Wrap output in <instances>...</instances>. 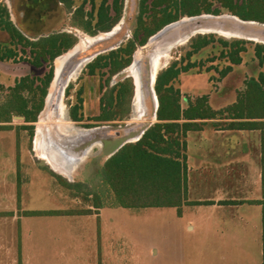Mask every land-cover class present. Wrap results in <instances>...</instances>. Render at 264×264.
<instances>
[{
  "label": "rangeland",
  "instance_id": "rangeland-1",
  "mask_svg": "<svg viewBox=\"0 0 264 264\" xmlns=\"http://www.w3.org/2000/svg\"><path fill=\"white\" fill-rule=\"evenodd\" d=\"M243 1L185 0L181 9H168L171 14H178L175 22L190 18L183 11L193 7L201 10L198 15H213L214 17L201 19L204 26L202 33L212 34L213 38L200 49L192 48L190 42V38L197 34L174 45L160 43L162 36L150 45L147 41L144 45L136 47L133 52L134 61L132 55L130 65L109 78V86L132 75L134 69H137L142 99L140 116L134 115L130 104V113L125 120H93L99 114L100 82L106 79L105 72L96 71L94 75H90L83 71L82 67L78 75L70 79L71 86L67 93L68 86L62 92L64 85L56 87L52 102L56 104L59 101L60 91L64 115L60 118L59 111L55 108L50 120H44V126L51 132L52 141L62 151L67 150L72 156H83L74 164L69 177L52 171L44 160L36 156L34 139L42 113L37 115L35 122L30 123L25 122L19 115L11 116L8 123L9 219L7 226L3 221L5 231H0V264H262L264 233L261 240L257 231L264 203L243 204L234 209L248 217L247 228V221L244 218L242 220L240 215L218 216V213L222 212L230 214L231 209L219 211L224 206H216L219 209L216 212L211 209L190 211L188 209L195 207L189 205L183 207V210L188 211L183 217H179L171 207L137 209L103 205L97 211L103 210L112 215L113 225L120 232L117 233L111 225V217L106 221L104 218L103 233L96 244L95 239L90 243L87 222L81 219L80 214H71L90 207L96 196L101 203L108 200L110 192L107 185L101 181L99 170L108 154L118 144L135 141L145 127L155 122L157 99L156 94L152 92V85L155 75L161 69L172 62L177 64L179 75L173 81V86L180 91L182 107L187 105L188 98L195 99L197 96L207 95L209 105L218 111L235 101L247 79H258L260 74L264 78V51L261 52L262 62L255 56L256 45L264 43L258 39L230 35L234 32L223 30L233 27L240 33L236 25H244L233 18L230 7L238 10L243 8L246 13L259 12L264 15V2L263 5L251 6L243 4ZM112 2L113 0H106L109 5H112ZM122 2L121 18L108 33L97 31L95 35H90L74 26L71 12L66 9L64 2L59 0H0V22L5 19L2 9L6 8L13 25L32 40L50 33L65 32L76 37V46L80 40L87 39V36L99 37L98 41L86 45L76 57L69 60L66 65L69 72L74 61L80 60L83 52L105 53L124 44L132 36L139 12V0ZM101 3L102 0H72V10L81 4L84 5L83 21H88L89 14L92 13L88 27L93 30L96 27V11ZM207 7L211 12H205ZM252 21L256 24L244 25L242 31L254 30L257 33L256 38L264 39V23ZM194 29L195 20H186L177 31L170 34L174 36L178 33L186 37L190 36ZM242 33L246 32L240 34ZM180 39L182 38L178 40ZM224 41H227V44H224ZM234 41L237 42L233 44ZM241 47L243 50L237 51ZM9 48L15 49L17 56L14 59H0V81L4 85L14 84V80L23 74L35 78V85H38L51 66L53 73L55 59L49 61L48 57L40 58L39 66L32 65L30 60L33 56L28 50L22 53L20 46H12L9 34L0 24V53H6ZM70 49L72 50V47L68 50ZM154 50L160 51L162 60L152 76L150 57ZM228 66L230 70L221 76L220 72ZM133 78L130 77L134 88ZM61 79H64L63 76H60ZM5 93L0 90V105H5ZM79 96L83 100L84 117L81 121H73L68 111L70 106L77 103ZM44 108L45 105L42 110ZM4 116L0 108V117ZM60 121L67 123V135L55 130V125H59L57 123ZM225 123L218 122L217 125L224 127ZM24 125H33L32 135L30 129L22 127ZM89 125L94 126L86 127ZM48 138L51 140L50 136ZM90 148L89 153L84 155ZM67 183L74 186L71 187ZM88 192L91 193L90 196H86ZM203 194L200 192L197 195ZM106 208L110 210L106 211ZM27 211H60L66 214L29 215ZM211 213L214 215H210Z\"/></svg>",
  "mask_w": 264,
  "mask_h": 264
},
{
  "label": "trees",
  "instance_id": "trees-1",
  "mask_svg": "<svg viewBox=\"0 0 264 264\" xmlns=\"http://www.w3.org/2000/svg\"><path fill=\"white\" fill-rule=\"evenodd\" d=\"M59 1L64 2L66 9L71 12L72 24L90 35H95L97 31L107 32L111 30L122 14V0H113L112 5L107 4L106 0H102L96 11V27L92 30L88 27L92 13L89 14L88 21H83L85 18L84 5L81 4L72 10V0ZM184 1L139 0V12L136 16V27L132 31V36L117 48L96 55L85 65L83 71L90 75H94L96 71L107 74L106 79L100 82L99 114L93 120L108 122L127 119L134 89L131 79L126 77L109 86V78L130 65L133 52L138 45H144L156 31L178 19V14L173 15L168 9L170 7H174L176 10L181 9ZM263 2L264 0H244L243 4L256 6ZM229 10L243 20H257L264 23V15L259 12L255 14L246 13L243 8L238 10L235 7H230ZM2 11L5 19L4 21L1 20L0 24L9 34L11 45L20 46L22 53L28 50L33 56L30 63L34 66L40 65V58L48 57L49 61H53L76 42L75 36L65 32L50 33L32 40L13 25L9 20L6 8ZM200 11L199 8L193 7L188 8L183 13L194 16L198 15ZM205 12H211L209 7L205 9ZM148 18L150 19L147 21ZM212 38V34H197L190 38L191 46L194 49H200L206 46ZM236 42L234 41L233 44ZM223 43L227 44V41ZM238 50H243V47ZM263 51L264 45H256L255 56L259 62L263 61L261 55ZM16 56L17 53L13 48L7 49L4 54L0 53V59H14ZM229 70L230 67H226L220 72L221 76H224ZM178 75L179 68L175 62L157 72L154 82L158 101L155 112L156 121L145 127L137 140L125 142L105 160L98 174L110 192L107 197L108 200L101 203L96 196L90 206L100 208L103 205H108L109 207L137 209L176 207L177 213L180 215V207L186 191L185 136L188 130L200 129V123L195 120L264 119V78L262 74L259 75L258 79H247L243 90L238 92L235 101L219 111L212 109L208 103L207 95L197 96L195 99L188 98L187 105L182 107L180 91L173 86V81ZM52 76L51 66L48 74L45 78L40 79L38 85H35L36 79L29 75L19 77L12 86L7 88L0 85V90L6 92L5 105L3 103L0 105L5 116L0 118L10 121L11 116L16 114L21 116L25 122H35L37 115L44 106V99ZM70 86L71 84L66 88V93ZM82 109L83 100L79 96L77 103L69 108V117L73 121H81L84 117ZM255 125V121H233L227 124L228 127L238 129H250L254 128ZM91 126L94 125L86 127ZM22 127L30 129V135H32L33 125ZM262 176L264 177V173ZM67 184L71 187L74 186L72 183ZM90 195L91 193H86V196ZM188 204L198 203L190 202ZM91 211V209L86 208L71 214H87ZM27 214L66 213L60 211H27Z\"/></svg>",
  "mask_w": 264,
  "mask_h": 264
},
{
  "label": "crops",
  "instance_id": "crops-1",
  "mask_svg": "<svg viewBox=\"0 0 264 264\" xmlns=\"http://www.w3.org/2000/svg\"><path fill=\"white\" fill-rule=\"evenodd\" d=\"M25 75L28 74H23L21 76ZM21 76H18L16 79ZM0 85L7 88L13 84L4 85L0 81ZM195 121L200 123V129L188 130L185 136L187 192H185V195L187 194V198H184L180 207V215L177 213L176 207L171 208H174L177 216L183 217L188 210L197 211L203 209L204 211L211 209L217 212L219 209H217L216 206H224L222 210L219 211L231 209L230 214L222 212L218 213V216L225 217L229 215L230 217H234L240 215L242 220L244 218V220L247 221L248 217H245L243 213L234 211V209L240 208L243 204L262 205V203H264V177L262 176L264 173V119H196ZM233 121H255L256 125L254 128L250 129L228 127L227 124ZM218 122L226 123L224 127H221L217 125ZM8 123L9 121L7 119L0 118L1 232L5 231V228H3V221L7 226V221L9 219L10 154ZM124 143L125 142H121L118 144V146L108 154V157ZM210 190L212 194H210ZM200 192L204 194L198 196L197 194ZM190 202H196L198 204H188ZM189 205L194 206L195 209L183 210V207ZM203 206H206L208 209ZM88 208L92 210L94 207L90 206ZM98 209L99 208H94L91 213L80 214L81 219L87 222V234L90 236V243L95 239V244L99 242L100 236L103 233L104 218L106 221L111 217V225L115 229L113 225V216L103 210L98 212ZM107 210L110 209L106 208V211ZM214 213L210 215H214ZM261 214L262 216L258 223L259 230L257 234L258 238L262 240L264 233V213ZM215 215H217V213H215ZM106 224L108 223H105V225ZM247 227L248 221L245 223V228ZM116 232L118 233L120 231L116 230ZM261 256L263 258L262 264H264L263 249L261 251Z\"/></svg>",
  "mask_w": 264,
  "mask_h": 264
},
{
  "label": "bare ground",
  "instance_id": "bare-ground-1",
  "mask_svg": "<svg viewBox=\"0 0 264 264\" xmlns=\"http://www.w3.org/2000/svg\"><path fill=\"white\" fill-rule=\"evenodd\" d=\"M232 16H233V18L238 20L237 22L243 23L244 25L256 24L255 21H252V20L243 21V20L239 19L237 16H234V15H232ZM209 17L211 18L214 16L213 15H199V16H195V17H191V18H186V19H183L179 22L170 24L166 27L167 31L163 34L161 32H159V34H157L158 36L155 39H158L159 37L163 36V39L160 41V43H170L171 45L184 42L185 40L188 39L189 36L183 37V35H180L178 33L173 36L170 33L177 31V29L181 26V24L184 23V21H186V20H195V29L193 30L192 33H196V32L202 33V29H204L203 28L204 26L201 24V19L209 18ZM197 22H200V24L196 25ZM244 25H236V27H238V29L241 32H246L245 34H243V33L240 34L241 32L239 33V31L233 29V27L228 28V29H223V28L222 29L225 32H234L230 35H239V36L241 35L243 37H248L249 39H258L259 41L264 43L263 38H256L257 33H255L254 30L242 31V30H244L243 29ZM252 32H254V33H252ZM106 33H108V32H106ZM179 38H182V39L178 40ZM93 39H94V41H93ZM99 39L100 38L97 36H95V37L87 36V39H82L76 44V46L75 45L72 46V50L70 49L65 53L63 52V54L58 55L55 58V61H54L55 64H54V70H53L54 76H52V80L50 82V87H49V90H48L47 95H46L45 108L42 110L43 112L42 111L40 112V114L42 113L41 119H40V122L38 123L39 128L36 131L35 139H34V150L36 152V156L38 158L44 160L52 170H54L57 173H60L62 175H65V177L70 176L72 167L80 159H82L83 156H81V155L72 156V155H70L69 151H67V150L62 151V149H60L58 146H56V143L54 141H52L51 132L48 131L47 129H45L44 120H46V119L50 120V118L52 117V112L55 108L59 111V115H60L59 117L62 118V116L64 115V109H63V102L61 101L62 95L60 96V91H59V97H58L59 101L56 104L54 102H52L56 87H59V86L62 87L64 85L63 87L65 88V82H67L68 80L70 81V79L72 80L73 78H75V76L78 75L79 71L82 69V67H84L85 63L87 61H89V59L88 58L87 59L86 58H83V59L80 58V60H75L73 66L69 72H67V70H66V65L68 64L69 60L73 57H76V54L78 52L80 53V51L83 48H85L86 45L88 46L89 44L94 43V42L98 41ZM155 39L150 41L148 44L150 45ZM152 49L153 48H151V50ZM150 58H151L150 59L151 75L153 76L155 74V72L157 71V69L159 68V65L161 64L162 56H161L160 51L154 50L151 53ZM133 61H134V55H133ZM136 70L134 69L132 75L131 74L130 75L132 77H134L133 78L134 89H133V99H132V108H133L132 110H133L134 115H136V117H137L138 115L139 116L141 115L142 99H141V93H140L141 84H140V81L138 79V77H139V75L137 74L138 71L136 72ZM60 76L61 77L63 76L64 82L62 79L60 80ZM155 78H156V75L153 79V85H152V92L153 93H155V90H154ZM63 87H62L61 92L64 90ZM156 99H157V97H156ZM157 106H158V101L156 103L155 110H156ZM57 124H59V125H55V127H57V129H55V130L58 133H61L63 135H67L69 133V131H68L69 129H67L68 125L66 122L60 121ZM48 136H50L51 140L48 138ZM138 138H139V136L137 137V139ZM128 142H130V141H128ZM90 150H91V148L87 149L85 151L84 155H87Z\"/></svg>",
  "mask_w": 264,
  "mask_h": 264
},
{
  "label": "water",
  "instance_id": "water-1",
  "mask_svg": "<svg viewBox=\"0 0 264 264\" xmlns=\"http://www.w3.org/2000/svg\"><path fill=\"white\" fill-rule=\"evenodd\" d=\"M195 16H199V15H195ZM195 16H190V18L191 17H195ZM240 19V18H239ZM244 21V20H243ZM245 21H250V20H245ZM177 22V21H176ZM175 21L174 22H171V23H169V24H166V25H164L160 30H158L156 33H154L152 36H150L149 38H148V42H150V41H152L153 39H155L158 35L157 34H159V32H161L162 34L163 33H165L166 31H167V29H166V27L168 26V25H170V24H173V23H176ZM200 24V22H197L196 23V25H199ZM110 31V30H109ZM108 32V31H107ZM195 34H203V33H199V32H196V33H193V34H191L189 37H188V39L191 37V36H193V35H195ZM155 35V36H154ZM153 38V39H152ZM98 54H100V53H96V54H90V53H88L87 51L86 52H83L82 53V56L80 57V58H88L89 59V61H87L86 63H85V65L88 63V62H90L94 57H96V55H98ZM85 65H84V67H85ZM53 76H54V74H53ZM128 77H132L131 75H129ZM69 80L67 81V82H65V87H67L68 86V84H69ZM134 84V83H133ZM64 91H65V88H64ZM47 95V94H46ZM132 99H133V97H132ZM132 99H131V108H132ZM46 104V97H45V100H44V105ZM157 109V108H156ZM133 111V110H132ZM156 111V110H155ZM143 133V130L140 132V134H138V136H140L141 134ZM128 142V141H127ZM113 154V153H112Z\"/></svg>",
  "mask_w": 264,
  "mask_h": 264
},
{
  "label": "flooded vegetation",
  "instance_id": "flooded-vegetation-1",
  "mask_svg": "<svg viewBox=\"0 0 264 264\" xmlns=\"http://www.w3.org/2000/svg\"><path fill=\"white\" fill-rule=\"evenodd\" d=\"M151 63V62H150Z\"/></svg>",
  "mask_w": 264,
  "mask_h": 264
}]
</instances>
